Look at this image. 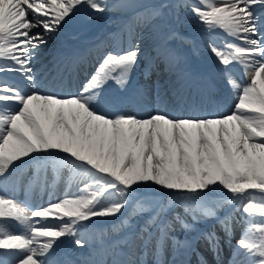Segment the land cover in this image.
Segmentation results:
<instances>
[{"label":"snow or ice","instance_id":"6c2138e0","mask_svg":"<svg viewBox=\"0 0 264 264\" xmlns=\"http://www.w3.org/2000/svg\"><path fill=\"white\" fill-rule=\"evenodd\" d=\"M179 6L204 26L223 83L236 93L227 115H128L120 110L122 96L109 91L113 83L126 89L137 71L151 76L155 60L142 57L141 42L132 37L135 27L152 26L168 5L0 0V264H64L61 238L77 237L82 248L88 241L81 237L98 223H110L113 231L97 229L103 257L93 264H145L120 255L138 218L151 264H178L157 259L168 248L173 256L195 251L187 234L208 219L217 221L231 248L227 264H264V0H182ZM85 7L93 14H127L128 23L112 34L111 50L76 94L41 91L33 60ZM217 32L231 39L219 46L212 39ZM169 38L181 37L171 32ZM161 54L171 66L174 54L166 48ZM61 180L74 191L46 206L30 205L34 188L43 192ZM17 188L25 200L6 194ZM155 188L171 198L154 199ZM225 206L229 210L219 216ZM201 237L214 257L222 254L215 230ZM200 264L208 262L201 258Z\"/></svg>","mask_w":264,"mask_h":264},{"label":"bare ground","instance_id":"6f19581e","mask_svg":"<svg viewBox=\"0 0 264 264\" xmlns=\"http://www.w3.org/2000/svg\"><path fill=\"white\" fill-rule=\"evenodd\" d=\"M109 2H114V0H109ZM169 2L171 3V5H172V13L171 14H173V16H174V18H173V20L171 21L172 23H173V25L175 24V25H177V26H175L174 28L176 29V33H177V30L179 29V27H180V21H179V19H178V16H179V13H180V9H181V6H179L181 3H182V0H169ZM142 5V4H141ZM119 14H121V16L119 17V19H121V18H123V17H125V19H126V17L128 16L127 14H122L121 12H118ZM77 14H79V13H77ZM101 14V13H100ZM73 18H75V17H73ZM102 18V17H101ZM101 18H99V19H101ZM93 20V19H92ZM93 22V21H92ZM156 23V22H155ZM69 24V23H68ZM173 25L172 26H170V28H168L167 29V27L165 28V31L167 30V31H172V29H174L173 28ZM163 27H160L159 28V30H161ZM151 29V28H150ZM104 31V30H103ZM105 33H107V34H110L109 32H106V31H104ZM179 32L181 33H183V30L180 28V30H179ZM157 33H158V31H157ZM148 39V38H147ZM158 39V38H157ZM212 39L219 45V46H222V44H223V42L225 41V40H227V39H231V38H229V37H226V35L225 34H223V33H221V32H217L216 34H214L213 35V37H212ZM146 40V39H145ZM144 40V41H145ZM154 41V40H153ZM152 42V41H151ZM206 53H208V54H210L209 53V50H206ZM210 59L211 60H213V62H216V65L212 68V69H210V74L212 75V76H214V77H217V76H219L220 75V72H219V65H218V63H217V60H216V58L214 57V56H212V57H210ZM34 61H36V62H38L37 60H33V62ZM39 63V62H38ZM97 65V62H95L94 63V65L92 64V65H90L89 67H88V69L87 70H90L91 69V67L93 68H95V66ZM167 71H169V70H167ZM172 73H173V71L172 72H170V73H168L167 74V76L169 77V79H171V78H174L175 76H176V74L175 75H172ZM83 74H86V72H84ZM194 77H196V76H194ZM203 78H207V76H205V77H203ZM203 78L201 79V80H203ZM162 80V79H161ZM196 80H199L198 78H196L195 79V81ZM82 83H83V81H81ZM162 84L166 87V84H167V81H163L162 82ZM210 84H211V89H214V88H216V87H214V85L210 82ZM178 89H179V87H177ZM177 89V90H178ZM165 90V89H164ZM235 104V103H234ZM232 108H233V106L232 107H230V108H228L227 109V114H229L230 113V111L232 110ZM149 112V111H148ZM104 230V229H103ZM215 230V229H214ZM220 230V229H219ZM105 231V230H104ZM222 231V230H221ZM235 232H236V234H238V235H240V226L239 225H237L236 226V228H235ZM136 246V244H134V247ZM84 250V248H81V251H83ZM169 252H171V248H168V249H166V253H165V259H164V262H166L167 260L169 261V259H168V253ZM181 255V254H180ZM176 259V258H175Z\"/></svg>","mask_w":264,"mask_h":264},{"label":"rangeland","instance_id":"374dc122","mask_svg":"<svg viewBox=\"0 0 264 264\" xmlns=\"http://www.w3.org/2000/svg\"><path fill=\"white\" fill-rule=\"evenodd\" d=\"M131 1H133V2H135L134 0H131ZM136 3V2H135ZM164 4H166V5H168V7H166L165 9H164V12H163V15H162V17H160L159 19H157V20H155L154 22H153V25L152 26H147L148 27V29H146L144 32L145 33H147V32H149V35L150 36H153L154 35V29H155V27H156V25L154 26V24H162L164 21H166V23H164V26L169 22V20H171V18H170V16H169V9H170V6H169V4H167V3H164ZM181 11H183V13H185L186 15H188V16H184L183 18H182V20H183V22H185V23H190V21L191 20H193V16H190L191 15V12L189 11V9L188 8H185V7H182L181 8ZM106 13V12H105ZM88 16H91V13H89V14H87ZM102 17V16H101ZM101 17H99L98 15H96V14H94L93 15V17H92V21H91V23H92V25H95V24H98V22H101V20H102V18ZM99 18H101V19H99ZM191 19V20H190ZM156 22V23H155ZM104 24V23H103ZM151 28V29H150ZM142 39H144V38H141V36H140V40H142ZM139 40V39H138ZM161 80V79H160ZM153 187V186H152ZM152 189V188H151ZM156 189H159V188H155L154 190H156ZM171 197L170 196H167V197H165L164 198V201H167L168 199H170ZM219 197H214V199H218ZM154 199H156V200H158V197H156V195H154ZM226 208V209H225ZM224 213H226L229 209H228V206H225L224 207ZM181 210V209H180ZM182 211V210H181ZM214 219H208L207 221H203V222H201V223H199V224H202V227L203 228H205V230L206 231H208V229L211 231V230H214L215 229V231L217 232V234L218 235H220V234H222L223 232L221 231V228H220V226L218 227H215V224H210V222L211 221H213ZM198 225V224H197ZM196 225V226H197ZM220 229V230H219ZM239 235H236L235 234V237H238ZM234 237V238H235ZM234 238L232 239V240H234ZM232 243V242H231ZM224 244H226V243H224ZM223 249L224 250H226V251H229L230 252V250H231V248L230 247H227V246H223Z\"/></svg>","mask_w":264,"mask_h":264}]
</instances>
